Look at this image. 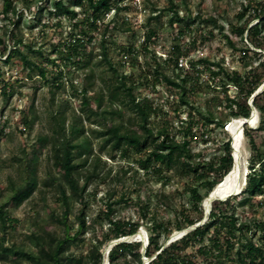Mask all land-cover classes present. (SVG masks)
<instances>
[{
  "label": "trees",
  "instance_id": "1",
  "mask_svg": "<svg viewBox=\"0 0 264 264\" xmlns=\"http://www.w3.org/2000/svg\"><path fill=\"white\" fill-rule=\"evenodd\" d=\"M74 3H66L64 0H54V11L51 14L57 16L69 17L76 20L78 17V7L84 8V11H92L86 17V23H90L95 30H102V39L99 44L101 59L98 64H104L107 71L111 73L110 79L104 80L107 84V93L100 92L93 96L90 94L91 88L88 85L78 87L74 80L63 81V71L54 79L57 81L59 89L66 90V84L73 89L72 97L80 98V112H73L72 119L67 123L65 107H70L68 98L62 97L58 114H53L51 133L41 135L39 141L47 142L50 145L53 156L58 159L59 174H49L43 180V185L39 184L36 167L28 163L30 169L25 184L15 189L9 201L0 204V259L10 258L16 264H103V252L105 246L112 240L136 233L143 225L147 228L148 245L146 251L142 253V242H122L115 245L109 252L110 264H198L197 258L201 257V264H225V258L230 256L235 247L234 239L239 236V244L235 251L233 263L231 264H264V244L254 241L250 235L254 236L258 231L264 236V220L256 218L246 221L241 220L237 214L238 206H246L253 201L257 195L264 193V156L257 150L253 129H245V135L250 140L254 154L250 159V173L247 175L244 188L237 195L231 196L226 200H215L212 203L208 221L188 232L178 240L171 242L163 248L165 241L169 238L173 230H181L199 222L204 216L203 200L231 171L234 165L232 148L229 142L224 146V151L212 157L210 160H204L201 153H193L190 148L189 136L192 133V124L183 130V139L178 140L172 135L167 125L152 127L150 120L152 116L161 114V108L156 106L148 98H137L135 90L137 83L135 76L131 73L127 75L110 57V45L108 42L112 37H108L113 30L119 29L115 17L120 11L127 10L128 7L119 3H111L109 0H73ZM24 6L31 9L33 4L43 2V0H21ZM39 7V6H38ZM172 14L169 22L173 25L175 22H183L184 18L179 13V5L170 0L169 6ZM114 10L115 17L104 23L103 29L99 26V20L107 12ZM12 12V16L9 13ZM2 13L14 26H19L23 13L18 10L14 0H3ZM248 14L249 18L242 24L232 25V31L239 35L244 42L240 48L232 40L230 35L224 33L223 26L219 24L214 16L203 18L201 14L190 19L189 27L197 21L212 24L220 33L224 34L227 44L235 49L242 50L243 57L252 61L255 57L259 58L257 65H252L244 74L239 71L225 70L224 65L219 61L210 62L208 58H200L192 61L191 66L197 75H200V69L197 64H202L209 70L210 75L215 79L223 77L221 86L228 92L230 86L238 88V92L232 96L227 95L228 107L235 117L249 118L252 114V107L248 103L257 89L264 83V53L252 49L251 43L256 48H264V0H249L240 13L238 18L244 19ZM158 15L148 17V22L157 19ZM259 19L258 22L249 26V23ZM114 23V24H113ZM74 26L80 29L82 34H86L82 24L74 23ZM156 28L152 29L146 36L143 46L148 49L151 38L156 36ZM212 34V32H211ZM112 36V35H111ZM8 38V41H7ZM94 37L89 36L88 41L79 35L70 36V41L64 43V48L59 49V57L66 62V67L76 66L78 68H89V77L94 76V47L90 44ZM195 44V40L193 41ZM24 44L32 53L43 52L35 49L32 44L24 43L23 39L13 32L6 31L4 37H0V60L9 62L14 57H19L23 65L30 70L29 76L34 74L41 78H47L49 70L43 63L33 60L28 53L24 52L20 46ZM173 55H170L165 61L175 63V68L183 70L179 66V59L184 55L182 46L177 44L173 47ZM135 50L134 46L128 47L127 52ZM67 51V55H65ZM3 56H6L3 59ZM48 61L55 66H59L56 59L48 58ZM201 66V65H200ZM217 66L218 69H214ZM159 64L154 73L159 79L163 77L169 84L181 90L180 102L195 108L193 101L187 94V85L191 78L190 74H183L185 70L177 75L180 79H173L162 71ZM0 76L2 77L1 71ZM196 78V77H195ZM62 79V80H61ZM197 78V85L200 82ZM0 85V92L4 95L12 93V87L9 83L3 81ZM1 84V82H0ZM202 88V85L200 86ZM195 90L196 86L192 87ZM208 91L210 87H203ZM195 92V91H194ZM105 95L109 99V106H105ZM92 100L96 102L97 107H92ZM254 106L260 114V122L256 131L264 132V91L255 96ZM121 104L135 113L139 130L135 131L125 125L124 122H116L115 116L123 117L121 108H114V104ZM202 113L201 111H199ZM36 115L25 120V124L31 127ZM95 124L96 127L86 128L83 119ZM208 123L215 122V115L209 112L204 116ZM222 123V122H221ZM95 139H97L99 150L103 151L107 147L112 152L119 153L124 158H133L137 169L136 173L144 172L147 177L154 176L157 180L167 179L169 172L179 176H193L194 183L188 185L186 193H189L190 207H184L178 211L171 205L167 195L161 200L168 211L176 215V221L173 227H170V221L159 218L155 211L150 210L149 203L138 207V218H115V204L121 201L105 202V208L101 211L102 220L106 221L108 227L103 231L102 238L91 244L90 249L85 255L75 254L73 247L77 248L85 241V234L92 226L87 220L88 199L86 197L91 183L100 177L98 172V163L96 158L98 153L95 150ZM85 158V162L79 160ZM199 158V159H196ZM43 186H51L55 192L56 200L59 203L60 210L52 209L44 222H35L31 225V236L29 243H12L6 245L5 241L10 234L9 229L16 227L19 223L17 218H13L7 209L8 202L14 201L17 205L30 198L35 190L44 196ZM205 189V192L202 190ZM122 193V200H132ZM44 199V197H42ZM77 204L81 206L76 207ZM138 205V204H137ZM198 213L193 217L191 210ZM74 215L75 220L70 216ZM162 236L164 239L161 241ZM243 241V242H242ZM160 251V252H159ZM159 252V253H158ZM143 256L152 258L148 263L143 262ZM154 257V258H153Z\"/></svg>",
  "mask_w": 264,
  "mask_h": 264
},
{
  "label": "rangeland",
  "instance_id": "2",
  "mask_svg": "<svg viewBox=\"0 0 264 264\" xmlns=\"http://www.w3.org/2000/svg\"><path fill=\"white\" fill-rule=\"evenodd\" d=\"M53 1L43 0L42 3L33 4L31 9H28L21 0H14L18 10L23 13L19 26H14L9 23V20L2 13L3 0H0V37H4L6 31H9L21 37L24 43L32 44L35 49L42 51L44 56L30 52L24 44L20 48L28 53L33 60L43 63L49 70L47 78H41L36 74L31 77L29 76L30 70L23 65L19 57H14L9 62L0 60L2 74L0 85L3 84V80L9 83L13 89L9 95L0 92V204L9 201L15 189L25 184L28 169H30L28 163L36 167L40 185H43V180L49 174H59L58 159L53 156L49 143L39 141V137L51 133L53 123L51 116L58 114L63 96L68 98L70 102V107H65L67 123L72 119L73 110L77 113L80 112L81 103L79 97L71 96L73 89L69 84H66L65 91L58 88L57 81L60 82V80L56 81L54 78L59 75V72L63 71V81L65 82L73 79L79 88L83 85L90 86L92 97L100 92L107 93V84L104 80L108 81L111 73L106 70V65L96 64L101 59L99 44L102 39V30H95L90 23H86V17L92 11H84V8L78 7L79 15L74 21L66 16L60 17L51 14L50 11H54ZM64 1L68 4L74 3L73 0ZM109 1L114 5L119 3L128 7V9H123L117 16L112 9L102 16L99 20V26L103 29L104 23L116 16L115 19L119 29L113 30L112 33L107 35L112 37V40L108 42L111 49L110 57L114 63L120 64V68L125 74L130 75L132 73L135 76L137 98H148L161 108L160 115L152 116L151 126L167 125L172 135H175L178 140H182L183 130L188 126V123L192 124V133L189 136L190 148L193 153L203 155L204 158L200 159L208 161L215 155L221 154L227 142L231 145L233 155V137L229 125L238 117L232 115L226 97L227 95L234 96L238 92V88L229 85L230 90L226 92L225 88L220 85L223 80L222 76L214 79L209 70L202 64H197V68L201 70L200 75H197L191 66V62L200 58H208L210 62H221L225 70L239 71L244 74L252 65H257L260 59L255 57L252 61H249L244 58L243 51L231 48L227 44L224 34L220 33L212 24L197 21L189 27V22L191 18L196 17L198 14H201L203 18L216 17L219 24L223 26L224 33L230 35L237 47L241 49L244 42L239 35L232 31V25L242 24L249 18L250 14L242 20L238 18V13L242 11L243 5L249 0H174L179 5V13L184 21L175 22L173 25L169 22L172 14L169 8L170 0ZM9 15L12 16V12ZM151 15H158V18L148 22V17ZM258 21L259 19L252 20L249 26ZM75 22L83 25L86 34H82L80 29L74 26ZM154 28L157 30L156 36L151 38V42L148 44L149 48L146 49L143 46L144 40ZM72 33L87 41L89 36L94 37L93 42L90 44L91 47H94L92 62L94 76L92 78L89 77V73H91L89 68H78L76 66L67 68L66 62L59 57L58 50L63 49V44L70 41ZM194 40L195 44H193ZM247 43L252 49L264 53V48H256L251 43ZM177 44L181 45L184 51V55L179 59V63L182 62L183 64V66H179L185 70L183 74H190L194 77L187 85L186 97L193 101L195 108L182 104L179 98L181 90L169 84L163 77L158 79L154 73L155 68L160 64L165 74L173 79H180L177 74L183 70L176 69L173 61H165L170 55H173V47ZM131 46H134L135 50L128 53L127 48ZM67 53L65 51V55ZM5 58L6 56H3V59ZM48 58L56 59L60 65L55 66L48 61ZM214 69L217 70L218 67L215 66ZM197 78H199L200 85H197ZM194 86H196L195 90L192 88ZM208 86L210 87L208 91L203 89V87ZM260 89L262 90L260 91ZM263 91L264 83L254 94L257 96ZM248 103L252 108L255 107L252 97ZM104 104L106 107L110 105L107 95H105ZM92 107L94 109L97 107L96 102L93 100ZM114 108H121L124 113L122 118L115 116L114 120L116 122H124L126 126L133 130H139V123L133 111L118 103L114 104ZM209 112L215 115L214 123H208L204 119V116L208 115ZM34 115H36V118L31 127H28L25 120ZM259 122L260 114L255 125L246 123L243 128L241 162L246 175L241 190L244 188L247 175L250 173V159L255 152L250 140L245 135V129H253L257 150L264 156V132L255 130ZM83 123L86 128L96 127L95 124H90V121L85 118ZM94 141L95 150L98 153L96 161L100 177L91 183L86 195L89 202L87 220L90 221L92 226L85 234V241L79 247H73L75 254L77 256L85 255L91 244L102 238L103 231L106 230L108 224L105 220H102L101 211L106 207L105 202L108 200L121 201L115 204V218L137 219L139 216L138 207L149 203L150 210L155 211L159 218L170 221L168 223L170 227H173L176 215L174 212L168 211L161 200L167 201V199H164V195H167L166 197H168L171 205L175 206L178 211L184 207L189 208V193H186V188L194 183L193 176L186 175L182 177L169 172L167 179L157 180L158 178L154 176L147 177L143 171L138 174L135 172L137 166L133 158H124L119 153L112 152L109 147L100 151L99 141L97 139ZM79 161L85 162V158ZM43 188L44 196L37 189L30 198L19 205L14 201L8 202L9 214L13 218H17L19 223L16 224V227L9 229L10 234L5 241L6 245L14 242L29 243V238L32 235L31 225L37 221L43 223L44 217L52 209L60 210L53 187L43 186ZM202 191L205 192V189ZM124 192L127 194L126 197H131L132 200H127L128 198L122 200V193ZM80 206V204L76 205L77 208ZM211 207L212 204L208 208L209 211ZM191 214L193 217L198 216V213L193 210H191ZM237 214L241 220L249 221L254 218L264 220V193L255 196L253 201L246 206L239 205ZM70 219L75 220L74 215H71ZM203 219L204 216L201 220ZM139 229L143 230L148 236L145 225ZM176 231L178 230H173L165 244L169 245L180 238V236L174 235ZM1 234L2 230L0 228ZM250 237L254 241L264 244V236L260 231L254 236L250 235ZM239 238L237 236L234 239L235 247L230 256L225 258V264L233 263L235 251L241 245L237 242ZM163 239L164 236H162L161 241ZM108 244L105 246L104 251ZM142 258L144 263H148L151 259L145 256ZM197 263H202L201 257L197 258ZM0 264H16V262L7 258L0 259ZM132 264L139 263L133 262Z\"/></svg>",
  "mask_w": 264,
  "mask_h": 264
},
{
  "label": "bare ground",
  "instance_id": "3",
  "mask_svg": "<svg viewBox=\"0 0 264 264\" xmlns=\"http://www.w3.org/2000/svg\"><path fill=\"white\" fill-rule=\"evenodd\" d=\"M258 113L257 111L253 112V115L247 119V123L250 125H255L258 121ZM244 117H238L233 120L230 125L229 129L231 131L233 137V146H234V158L235 162L231 171L226 175V177L218 183L216 189L213 192L215 196H227L232 192H239V190L243 186V181L246 175L245 170L242 167L241 162V147L244 138ZM138 236L141 238L146 237V233L143 230H140Z\"/></svg>",
  "mask_w": 264,
  "mask_h": 264
},
{
  "label": "water",
  "instance_id": "4",
  "mask_svg": "<svg viewBox=\"0 0 264 264\" xmlns=\"http://www.w3.org/2000/svg\"><path fill=\"white\" fill-rule=\"evenodd\" d=\"M261 90H262V89H260V91H261ZM260 91H259V92H260ZM255 96H256V94H254V95L252 96V102L254 101ZM252 109H253V110H252V114H251V116L253 115V112H254V111H257V113H258V110H257L255 107H253ZM258 118H259V113H258ZM247 119H248V118H245L246 121H245L244 124L247 123ZM233 158H234V154H233ZM234 162H235V158H234ZM225 177H226V176H225ZM217 185H218V184H217ZM217 185H216V187H217ZM216 187H215V188L209 193V195H208L207 197H205V199L203 200L202 205H203V209H204V212H205V213H204V219L201 220V221H199L198 223H195V224H193V225H191V226H188V227H186V228H184V229H181V230L176 231L174 235H176V236H180V238H181V237H183L184 235H186L188 232L194 230L195 228H197V227H199V226H202V225L205 223V221L209 218L210 211H209L208 208H209V206L213 203V201H215V200H226L227 198H229V197H231V196H234V195H237L239 192L242 191V190L240 189L239 192H232V193H230L229 195H227V196H225V197H223V196H215V195H213V192H214V190L216 189ZM139 232H140V229H139L136 233H134V234L127 235V236H124V237H121V238L114 239V240L110 241L109 244H108V246L106 247L105 251L103 252V264H110L109 259H108L109 252L111 251V249H112L115 245H117V244H119V243H122V242H132V241H138V240H140V241L143 242L142 253H144V252L146 251V247H147V245H148V236L146 235L145 238H141V237L138 236V233H139ZM180 238H179V239H180ZM167 245H168V244H164L163 248L166 247ZM159 252H160V251H159ZM159 252H158V253H159ZM153 258H154V257H153ZM151 259H152V258H151ZM151 259H150V260H151Z\"/></svg>",
  "mask_w": 264,
  "mask_h": 264
},
{
  "label": "built area",
  "instance_id": "5",
  "mask_svg": "<svg viewBox=\"0 0 264 264\" xmlns=\"http://www.w3.org/2000/svg\"><path fill=\"white\" fill-rule=\"evenodd\" d=\"M180 66H183L182 62L179 63Z\"/></svg>",
  "mask_w": 264,
  "mask_h": 264
}]
</instances>
